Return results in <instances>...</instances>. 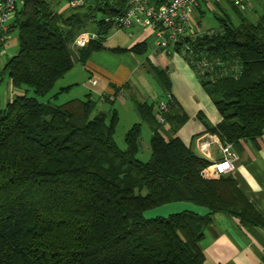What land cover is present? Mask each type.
<instances>
[{
    "label": "trees",
    "instance_id": "16d2710c",
    "mask_svg": "<svg viewBox=\"0 0 264 264\" xmlns=\"http://www.w3.org/2000/svg\"><path fill=\"white\" fill-rule=\"evenodd\" d=\"M128 1L88 0L66 13L51 0H25L17 10L10 32H19V51L0 75V84L7 75L23 92L5 104L0 98V264H206L201 241L216 213L264 226L236 179L216 172L178 135L189 116L167 69L153 67L166 93L161 100H168L165 121L160 100H136L141 121L126 132L125 148L116 140V109L94 115L91 97L60 104L39 99L76 62L105 48L116 29L105 19L125 12ZM231 4L240 23L224 11L218 28L190 35L172 50L189 63L222 115L213 125L199 113L206 131L237 149L264 135V13L253 20ZM198 10L205 13L203 6ZM92 27L98 37L76 47V38ZM129 50L142 55L148 45ZM143 124L152 130L147 161L138 157ZM176 202L209 211L147 215Z\"/></svg>",
    "mask_w": 264,
    "mask_h": 264
},
{
    "label": "crops",
    "instance_id": "0c3cea01",
    "mask_svg": "<svg viewBox=\"0 0 264 264\" xmlns=\"http://www.w3.org/2000/svg\"><path fill=\"white\" fill-rule=\"evenodd\" d=\"M195 15L203 17L199 10L195 12ZM120 30L124 29L112 30L104 41V49L91 53L85 62H76L74 68L57 82L59 90L48 101L57 102L56 100L61 99L60 94L68 96L61 99L62 103L74 98L91 97L96 102L94 115L100 112L111 114L116 109L119 114V125L123 117V120L125 119L128 123L126 129L128 131L135 123L141 121L135 106L136 100L157 104L159 100L165 98L166 93L153 67L167 69L173 83L172 92L191 120L190 124H186L184 128L180 127L178 135L195 153L206 157L201 149L200 140L213 138V135L207 132L206 127L198 121V114L203 113L213 125L222 120V115L203 106L211 98L195 71L180 54L165 51L155 53L157 36L151 30L132 28L125 30L128 34L125 39H118ZM88 32L95 35V38L98 37L95 27ZM144 41L148 45V51L145 54L138 55L129 50L135 44ZM119 48L124 50H116ZM122 56L131 60L135 70L143 71V75L139 77L145 82L147 88L149 78L156 80L157 84L152 83L153 86H150L149 91L142 92L137 82H133L132 72L123 76L121 61L118 63L113 60L108 61V57L120 60ZM93 81H97L96 84ZM6 87L7 90L3 92L4 94L2 93L3 104L23 93L22 90L12 86L10 79ZM232 149L238 154L239 160L236 169L228 175L236 179L242 193L264 218V135L257 141H241L239 148L232 147ZM210 151L215 160L223 157L217 143L211 146ZM187 206L201 214L209 211L193 203H187ZM201 246L206 254V264H264V226H244L238 218L225 213H216L211 227L207 229L201 241Z\"/></svg>",
    "mask_w": 264,
    "mask_h": 264
},
{
    "label": "built area",
    "instance_id": "2783aa9c",
    "mask_svg": "<svg viewBox=\"0 0 264 264\" xmlns=\"http://www.w3.org/2000/svg\"><path fill=\"white\" fill-rule=\"evenodd\" d=\"M114 1V0H111ZM224 0H170L169 3L157 6L151 0H129L125 12L112 16H107L105 21L112 23L116 29L130 30L140 28L144 31L151 30L157 36V47L154 51H165L172 53V46L186 37L195 34V28L191 21V16L203 6L206 9L214 10L216 4H221ZM233 4L244 11H251L255 8L253 0H231ZM88 0H68L72 8L83 7ZM25 0H0V75L3 69L1 57L9 37L17 10L21 8ZM95 35L91 32L80 34L74 45L76 47L86 46ZM175 52V51H174ZM176 53V52H175ZM1 78V76H0ZM95 84L97 81H93ZM160 111L159 118L165 121L163 113L168 112V100H161L158 103ZM200 140L201 149L206 158L213 162V168L220 174H228L236 169L239 160L238 154L232 149L230 144L223 145L217 136ZM219 144L223 157L215 160L210 148L213 144Z\"/></svg>",
    "mask_w": 264,
    "mask_h": 264
},
{
    "label": "rangeland",
    "instance_id": "374dc122",
    "mask_svg": "<svg viewBox=\"0 0 264 264\" xmlns=\"http://www.w3.org/2000/svg\"><path fill=\"white\" fill-rule=\"evenodd\" d=\"M51 1L53 2L54 5L56 3H58L57 8L62 12L68 13V12H71L73 9L69 5L67 0H60L59 2H58V0H51ZM253 2L255 4V8L253 10L249 11L248 13H249V16L253 20H256L261 14L264 13V0H253ZM221 5H222V7L221 6L218 7L216 4L214 10L206 9L205 7H203V9L205 11V13H203V12L201 13V16H203V17H197V15H195V13L191 16L193 28H195V34H193V35L203 33L204 31H207L211 28H218L220 26V21H219L217 15H223L224 11H226L230 15V17L232 18V20L235 24L240 23V18L237 16V14L234 12V10L232 8L231 0H224L221 3ZM118 35H119L118 39L119 38L125 39L126 35H128V34L125 33V30H120V33ZM113 41H115V40H113ZM19 47H20L19 32H18V30L11 31L9 33V37L7 39V42H6V45L4 48V52H3V55L1 58L2 63L6 64L7 61L13 55L17 54L19 51ZM177 54H180V53H177ZM112 60L116 63H118V61L122 62L123 76H126V75H128V73L132 72V78L134 80L133 82H137V85L139 86L140 90H142V92H144V90L149 91L150 86H153L152 83L154 85L157 84L156 80L154 81V80H151V78H149L150 80L148 82V88H147L145 82L141 81L142 79L139 77V75H143V73H142L143 71H141V69L135 70L131 60L128 57L122 56L120 58V60L117 58L112 59L111 57H108L109 62H111ZM7 81H9V79H8V76L6 75L4 77V82L0 86L1 87L0 97H1L2 102L4 101L2 93L7 90V87H6ZM140 82H141V85H140ZM58 90H59V85L56 84V87L49 94H47L44 97H39V99L43 102H46ZM72 93H75V92H72ZM30 94H33L32 90L30 91ZM60 96H61V99H64V97L65 98L68 97L66 94H60ZM61 99L56 100L57 102H55V100H54V102L57 104H60V103H62ZM209 100L210 101L208 102V100H207V103L205 102L203 104V106L214 110L215 113H217V112L220 113L219 110L217 109L215 103L213 102V100L212 99H209ZM190 121H191L190 119L187 120L186 123L182 126V128H184V126L186 124H190ZM198 121L201 122L202 125H204V123L201 119L198 118ZM127 128H128V123H127V121H125V119L123 120V117H122V122L118 126L117 131H116V140H117L119 146L122 148H125V146H126V144H125V133L127 131L126 130ZM150 139H151V128L148 124H143L142 139L140 142V152L138 155V157L143 161H147L151 157ZM185 209L191 210L190 207L187 206V203L176 202V203L161 205L159 207L151 209L148 211L147 214H149L148 215L149 218L150 217H156V216H169L172 213H177V212L183 211Z\"/></svg>",
    "mask_w": 264,
    "mask_h": 264
}]
</instances>
